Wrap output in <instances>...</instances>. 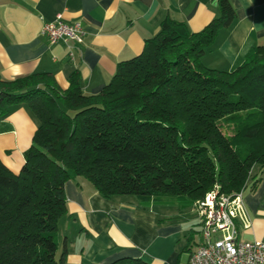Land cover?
Masks as SVG:
<instances>
[{
    "label": "trees",
    "instance_id": "1",
    "mask_svg": "<svg viewBox=\"0 0 264 264\" xmlns=\"http://www.w3.org/2000/svg\"><path fill=\"white\" fill-rule=\"evenodd\" d=\"M199 32L169 17L142 52L117 65L95 94L76 74L61 90L50 73L0 76V118L26 104L37 122L17 174L0 161V264H68L58 252L65 183L83 177L106 199L187 205L242 192L264 170V45L232 70L201 59L232 26L230 0ZM223 127L230 131L224 133ZM199 244V243H198ZM197 244V245H198ZM109 264H148L124 257Z\"/></svg>",
    "mask_w": 264,
    "mask_h": 264
},
{
    "label": "crops",
    "instance_id": "2",
    "mask_svg": "<svg viewBox=\"0 0 264 264\" xmlns=\"http://www.w3.org/2000/svg\"><path fill=\"white\" fill-rule=\"evenodd\" d=\"M230 1L236 19L218 32L202 56L206 67L232 70L251 48L264 45V0ZM217 13L216 0H0V76L11 80L50 73L65 90L76 74L81 91L95 94L119 63L142 52L165 18L199 32ZM58 14L65 22L82 24V44H50L41 35L43 21ZM70 49L74 60L69 59ZM36 127L26 104L0 118V161L14 174L23 165ZM65 194L57 242L58 252L65 244L68 264H109L124 257L148 264H185L201 240L194 203H143L130 195L106 199L83 177L68 180ZM242 198L247 221L234 220L237 238L264 242V170L242 191Z\"/></svg>",
    "mask_w": 264,
    "mask_h": 264
},
{
    "label": "built area",
    "instance_id": "3",
    "mask_svg": "<svg viewBox=\"0 0 264 264\" xmlns=\"http://www.w3.org/2000/svg\"><path fill=\"white\" fill-rule=\"evenodd\" d=\"M40 33L50 44L70 47L82 44L85 30L80 22H65L58 14L52 21H43ZM69 59L74 60L71 49ZM193 206L201 240L185 264H264V242L237 238L234 220L247 221L242 192L224 194L214 188Z\"/></svg>",
    "mask_w": 264,
    "mask_h": 264
},
{
    "label": "rangeland",
    "instance_id": "4",
    "mask_svg": "<svg viewBox=\"0 0 264 264\" xmlns=\"http://www.w3.org/2000/svg\"><path fill=\"white\" fill-rule=\"evenodd\" d=\"M223 129V131H224V133H226V134H229L230 133V131L229 130H227L225 127H223L222 128ZM163 200H172V201H174V202H176V203H179V201L178 200H176V198H172V197H167V198H164ZM186 253V252H185ZM186 259V254H183V258H182V261H184Z\"/></svg>",
    "mask_w": 264,
    "mask_h": 264
}]
</instances>
